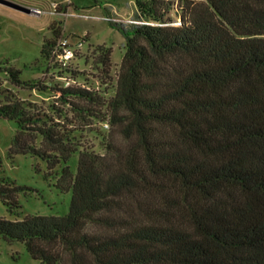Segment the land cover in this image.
<instances>
[{"label":"trees","instance_id":"trees-1","mask_svg":"<svg viewBox=\"0 0 264 264\" xmlns=\"http://www.w3.org/2000/svg\"><path fill=\"white\" fill-rule=\"evenodd\" d=\"M132 21L111 23L126 51L109 99L6 71L54 98L46 113L0 85V117L18 126L10 158L63 164L72 199L64 216L0 218V237L40 264H264V0H137ZM57 42L41 48L48 75ZM96 53L108 73L111 50ZM92 120L110 127L103 154L76 137ZM24 190L0 177L11 213Z\"/></svg>","mask_w":264,"mask_h":264},{"label":"rangeland","instance_id":"rangeland-1","mask_svg":"<svg viewBox=\"0 0 264 264\" xmlns=\"http://www.w3.org/2000/svg\"><path fill=\"white\" fill-rule=\"evenodd\" d=\"M32 9L26 14L0 4V85L10 90L20 100L35 103L42 111L52 112L54 98L50 90L31 89L32 86L17 87L10 80L7 70L20 71L23 83H43L53 86L61 84L52 73H45L46 62L41 57V48L47 41L61 38H86L84 56L74 64L80 69L70 74L80 87L96 90L106 99L114 96L120 67L125 54V38L111 23H132L137 11V0H10ZM174 19H177L173 15ZM178 19L175 24L178 25ZM75 41V40H73ZM111 50V67L104 72L96 63L97 47ZM53 70V69H52ZM45 73V74H44ZM32 85V84H31ZM3 99L0 100L2 102ZM68 112L69 119L81 126L77 114ZM88 130L76 133L82 145L103 154L104 137L109 128L98 120H92ZM18 126L15 121L0 117V177L25 188L18 193L20 208L11 213L0 201V218L21 221L27 216H64L68 213L72 199L71 191L59 187L64 165L50 171L46 161L31 154H19L10 158ZM79 152L69 160L68 166L77 173ZM0 264H40L31 257L24 243H9L0 237Z\"/></svg>","mask_w":264,"mask_h":264},{"label":"built area","instance_id":"built-area-1","mask_svg":"<svg viewBox=\"0 0 264 264\" xmlns=\"http://www.w3.org/2000/svg\"><path fill=\"white\" fill-rule=\"evenodd\" d=\"M85 39L64 37L58 40L53 49L50 63L53 67H56L53 71L54 75L62 82L61 85L64 88L80 87V85H76L75 81L71 79L70 72L80 71L74 63L84 56L83 47L86 42ZM104 126L109 128L107 122L104 123Z\"/></svg>","mask_w":264,"mask_h":264},{"label":"water","instance_id":"water-1","mask_svg":"<svg viewBox=\"0 0 264 264\" xmlns=\"http://www.w3.org/2000/svg\"><path fill=\"white\" fill-rule=\"evenodd\" d=\"M0 4L26 14H32V9L10 0H0Z\"/></svg>","mask_w":264,"mask_h":264}]
</instances>
